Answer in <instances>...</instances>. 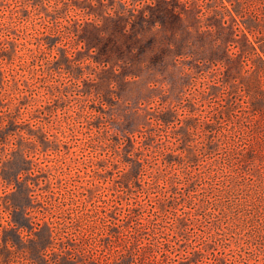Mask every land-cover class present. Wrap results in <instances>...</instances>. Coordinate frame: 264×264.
<instances>
[{"label":"rangeland","instance_id":"obj_1","mask_svg":"<svg viewBox=\"0 0 264 264\" xmlns=\"http://www.w3.org/2000/svg\"><path fill=\"white\" fill-rule=\"evenodd\" d=\"M263 41L264 0H0V264H115L82 244L78 234L106 233L107 221L121 231L146 217L151 228H166L176 216L185 225L171 239L175 260L165 252L156 264H264V229L242 223L257 201L245 189L231 196L210 190L201 129L212 106H229L242 121L243 142L263 152L259 137L247 130L248 104L259 93L252 89L249 98L233 79L247 74L243 85L254 84L256 56L248 42L259 51ZM173 104L184 109L172 132L179 131L180 120L196 124L198 158L190 168L201 177L190 187L195 197L188 187L165 197L153 183L124 189L119 171L101 167L119 164L127 148L112 128L128 120L135 106L143 114ZM141 123L135 118L134 126ZM153 128L162 137L170 132L158 123ZM211 193L229 218L205 233L209 222H221L199 208ZM158 200L166 215L155 214ZM130 206L139 208L129 215ZM25 211L55 228L17 229ZM63 221L67 225L60 227ZM232 224L241 228L242 241L228 231ZM138 233L135 250L121 248L133 264L150 231ZM167 233L162 236L170 239ZM107 237L102 251L112 254ZM140 261L154 264L151 255Z\"/></svg>","mask_w":264,"mask_h":264},{"label":"trees","instance_id":"obj_2","mask_svg":"<svg viewBox=\"0 0 264 264\" xmlns=\"http://www.w3.org/2000/svg\"><path fill=\"white\" fill-rule=\"evenodd\" d=\"M248 43L256 56V61L250 72L255 82L254 84L246 82L243 85L242 82L249 78L247 74H238L233 79L241 83L243 90L248 96L249 91L252 89L257 90L259 93L258 98L256 97L249 101L248 110L252 116V126L251 128H246L252 135L259 137V143L264 148V41L259 51L251 42ZM203 95L202 92L197 96L199 99H202ZM140 108V105L135 106V113L128 120L124 122L120 120L118 125L112 128L117 136L122 135L126 138L127 148L125 149L123 159L119 160V164L112 167L101 164L102 169L104 171H108V169L119 171V179L124 189H130L131 186L147 188L153 183L158 186L165 197L174 195L182 187H188L187 194L195 197L193 196L195 190L190 187H193L194 182L201 177V174L190 168L192 163L197 161L198 158V154L195 152L197 142L194 140L193 134L196 124H194L193 119L180 120L182 124L179 127V131L172 132L171 129L177 128L176 124L179 125L180 123L179 109H184L181 104L169 105L166 108L160 107L158 110L149 107L143 114L138 113ZM212 110L210 116H207L202 121L201 128L206 135L204 147L210 161L209 173L206 174L210 190H213L214 194L221 192V194L231 196L235 192L245 189L247 197L254 202L257 201V206L254 210L255 214L251 211H244L242 223L246 226L253 225L254 228L262 227L264 229V150L258 153L246 142H243L245 139L238 134L241 128L240 122L242 121L234 119L236 116L232 115L234 109L229 106L222 107L217 105L212 106ZM90 115L94 116L95 114L90 111ZM135 118L143 119V123L134 126ZM156 123L170 129V132L162 137L159 131L153 128ZM94 127L97 128L98 125L92 126V128ZM96 133L98 134L100 131H96ZM176 139L179 142H176ZM143 150H145L144 156L146 157L137 156V153ZM218 153L221 154L219 159L214 157ZM100 162H103V158H100ZM143 169H146L147 173L142 177L141 172ZM217 175L220 177L218 183L214 180V177ZM112 180L115 179L112 177ZM214 194L211 193L208 196H203V199L199 200V208L202 209L205 216L217 215L221 219V222L219 221L214 224L209 222L205 233H210V230H219L222 221L225 218H229V211L217 209L219 201ZM137 205L141 207V204ZM232 205L236 209L240 207L238 203ZM139 206H130L128 210L129 215L135 211L136 207L139 208ZM154 212L157 216L166 215L167 209L165 203L158 200ZM34 219L25 211L24 222H15V227L19 230L28 227L31 229L36 228V225L45 226L49 230L55 228L53 222L45 220L44 217L41 218V223L36 222ZM143 219L144 221L138 222L137 226L131 227L128 224H124L121 227V231H116L114 224L107 221L105 225L109 231H106V233L99 234L94 231H83L82 233L80 232V235L78 234V237L82 244L86 245L90 250L101 254V258H104L105 261L111 257V261L113 263L116 262L115 264H133L134 260L131 254L126 256L128 258L124 257L125 253L121 248H124L126 251L135 250L138 232L148 229L150 231L149 240L147 244L142 246L140 251L138 250L137 257L139 261L137 263L144 262L140 260L146 255H151V260L154 264L160 263L162 260L160 256L165 252L170 260H175L176 253L171 246V239L182 234L181 230L185 225L183 219L176 216L174 219L175 225L166 228L161 224H156L155 228L152 225L151 228L152 221L148 217ZM195 219L197 218L195 217ZM231 219L232 217H230ZM65 225L67 224L64 221L59 224L60 227H64ZM240 230L241 228H238L236 224L228 227V231L233 234L235 233V240L238 242L243 240V234ZM112 231L115 232V235L112 234ZM165 231H168L167 235L170 236V239L162 236V233H165ZM109 233L113 238L107 237ZM106 237L109 238L108 242L111 246L112 254H106L102 251L104 244L101 241ZM165 247H167L166 250L164 249ZM205 249H209V246L205 245ZM190 253L194 256L196 252L192 251Z\"/></svg>","mask_w":264,"mask_h":264}]
</instances>
